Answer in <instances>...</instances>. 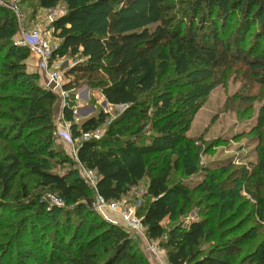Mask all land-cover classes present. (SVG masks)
<instances>
[{
  "label": "trees",
  "instance_id": "16d2710c",
  "mask_svg": "<svg viewBox=\"0 0 264 264\" xmlns=\"http://www.w3.org/2000/svg\"><path fill=\"white\" fill-rule=\"evenodd\" d=\"M9 1L0 0V54H4L0 69V120L8 118L11 123L0 124V140L16 143L17 152H10L0 162V198L12 201L24 198L13 204L8 201L11 205L3 210L10 211L11 218L17 219L16 225L12 224L16 244L28 248L16 252L10 248L3 263L12 264V257L17 255V264L23 261L25 264H151L124 226L105 219L93 209L92 190L77 168L61 174L50 171L46 161L40 159L43 154L76 167L75 161L71 162L63 151L52 149L57 140L54 107L58 96L36 82L37 73L28 71L30 49L12 42L15 21L3 5ZM37 1L45 9L55 8L61 1L67 6L51 28L61 39L55 56L79 58V63L67 71L74 80L66 87L74 92L63 109L74 138L96 131L108 117V113L102 112L80 125L75 123L70 101L74 102L79 86L85 84L99 90L109 104L125 106L101 139L79 142L80 162L100 176L99 193L108 200H120L149 177L146 197L152 200L138 212L143 215V225L151 239L166 236L164 244L170 264H235L244 246L253 240L249 231L219 241L217 217L192 221L186 228L167 229L164 223L178 202L189 197L185 184L169 185L173 168L182 167L191 176L196 174L198 166L187 159L181 162L176 159L173 164L169 159L150 168L148 161L165 153L184 157L191 149L186 133L200 105L181 101L170 91H159V86L173 82L170 73L183 79L192 72L211 71L226 80L227 73L241 60L244 73L249 72L264 83V0ZM255 25L260 26L256 34L258 41L251 46L248 39ZM228 27L230 30L225 32ZM10 89L16 94H8ZM149 96L151 100L142 99ZM5 101L12 103L7 111L2 110ZM262 149L258 164L243 171L239 190L232 186L233 182L239 183L237 179L221 181L214 205L224 204L233 210L244 189L250 196L244 200L252 201V207L245 203L234 213L237 212L238 218L247 213L246 220L250 221L253 212L264 226ZM230 169L224 167L221 174H229ZM26 173L53 189L66 206L52 205L49 198L40 194L30 195L26 183L22 185L24 193L15 194L16 182ZM228 216L220 223L221 227L235 225L233 213ZM213 237L218 239L217 243L207 253H196L195 248L203 239ZM262 245L260 264H264V242ZM45 246L48 252L44 251Z\"/></svg>",
  "mask_w": 264,
  "mask_h": 264
},
{
  "label": "rangeland",
  "instance_id": "374dc122",
  "mask_svg": "<svg viewBox=\"0 0 264 264\" xmlns=\"http://www.w3.org/2000/svg\"><path fill=\"white\" fill-rule=\"evenodd\" d=\"M3 5H5L14 17L16 32L12 38L13 43L16 44L20 41L22 32L41 31L45 37L50 39L53 46L59 45L60 47L61 39L55 35L51 27L54 22L53 19L66 11L67 6L64 2L61 1L57 7L51 11L41 7L37 0H11L7 3H3ZM229 30L230 28L228 27L225 32ZM259 30L260 26L255 25L250 33L248 43L251 44V46L257 40L256 34ZM18 45L22 46V44ZM251 49H253V47ZM2 56H4V54H0V69ZM29 58L34 62L32 55H30ZM68 59L74 61L75 64L79 63V58L70 57ZM156 61L159 62V59L156 58ZM243 63V61L237 60L233 69L227 73L228 77H226V80L225 78L221 79L219 75H215V73L211 71L204 72L200 70L192 72L190 76L183 79H178L170 73V79L173 82H169L167 85H162L161 87L159 86V91H166L167 93L172 92L170 94H173L181 101L187 100V103L189 101L194 103L197 102L200 105L191 123L190 130L186 133L187 139L190 141L191 149L187 151L184 157H179L176 153H165L161 156L156 155L151 157L148 163L149 167L153 168V166L162 165L169 159L172 164L176 159H178L179 162L183 159H187L189 162L198 166L196 174L191 176L186 175L184 169L179 166H176L172 170L169 185L172 186L177 183L185 184L189 190V197L187 200H180L172 215L164 222L167 229L177 226L186 228L192 221L201 219L213 220L214 217H217L219 218V226L218 228L217 225L215 227L218 229L219 241H228L245 231H249L253 236V240L244 246L242 254L237 257L235 264H260L259 257L262 252V242H264V226L258 223L256 214L253 212H251L250 221L246 220L247 213H243L239 218L237 212L234 213L236 209H239L240 206L245 203L247 206L249 205L252 207V201L249 200V202H246V200H244L250 197L247 192L242 189L241 195L239 194L240 198L233 210H228V206L224 204L220 205L217 203L219 207L214 205L219 195V184L221 181L228 178L232 182L237 179L239 183L234 184L233 182L232 186L239 190L241 185L240 182L243 179V171H249L258 164L259 156L264 147V83L256 80L249 72L244 73L245 67ZM67 65L69 64H66L65 61L63 65L61 63L57 67L60 72L64 74L65 87L74 80L73 77L69 76L67 73L68 69L71 67ZM35 73L38 75L35 80L40 85L46 86L47 83H51V78L43 72L42 74L37 67ZM1 79L0 77V81ZM177 86L182 87L177 88ZM59 91L60 90L55 92L57 96ZM77 92L79 97H74L73 103L70 101V106L74 108L75 123L77 125H80L84 120L92 116H98L102 112L108 113L107 121L100 125L98 130L93 133L94 135H100L98 138L94 136V139H101L105 135L111 121L123 113L125 106L109 104L99 90L90 89L85 84L79 86ZM155 93H157V91ZM8 94H16V91L10 89ZM142 99L151 100L152 96ZM10 106H12V103L5 101L2 110L7 111ZM63 107L64 104L62 105L61 99L58 97L54 107L56 131L58 129L68 128L73 134L74 131L71 127V123L69 124V122L65 120ZM9 123H11V120L8 118L0 120V124ZM152 132L153 131H149L148 134H152ZM56 137L57 140L55 145L52 146V149L59 153L63 151L71 162H74V159L70 155L72 150L71 145L61 140L58 136ZM81 140L82 137L77 138L78 142ZM16 148V143L0 140V162L4 161L10 152H17ZM40 159H44L46 164H48V169L53 172L64 174L70 168H76L74 164H62L59 159L51 158L47 155H40ZM224 167L231 168L229 174H221ZM24 183L27 184L30 195L40 194L49 199L58 197L56 192L44 186V184L39 181L38 177L27 173L21 181L18 180V182H16L14 188L15 194L22 195L24 193L25 189H22ZM148 183L149 177H145L137 186L132 187L127 195L122 197L120 204L124 203L129 206L132 204L134 205L137 198L141 197L143 192H147ZM142 199V204L137 210V216L139 218L143 215L138 211L141 207L145 206L147 208L152 200L151 197H146V193L143 195ZM23 200L24 198L21 197L15 201H12L10 198H0V264H4L3 262L6 261V254L10 248H13L14 252L18 249L24 251L28 248L26 245L18 246L16 244V240L13 236L15 229L12 224H15L17 219L11 218L10 211L3 210L7 207L6 205H11L8 204V201H11L13 204L14 202L17 203ZM60 203L61 204L57 206H66L64 201L61 200ZM4 212L5 214L3 217L2 214ZM232 213L235 218V225L231 227H221L220 223L225 222L227 217H229L228 215ZM114 215L118 216L116 214ZM242 222L245 224H241ZM214 223H216V221H214ZM9 224L11 225L8 226ZM236 227L237 229L239 228V230H234ZM232 230L233 233L229 234L228 231ZM143 231L147 234L145 226H143ZM132 239L151 264H170L167 253L168 249L164 244L166 236L164 239H159L157 241L159 248L164 251L160 257L152 255L142 242L134 238ZM217 240L218 239L214 237L203 239L200 242V246L195 248L196 253L201 255L207 253L209 249L217 243ZM44 251L48 252L46 246ZM36 255H39V253L37 252ZM19 260L22 261L25 260V258H19ZM12 262V264H17V255L12 257ZM21 263L25 264L24 261ZM30 264L41 263L31 262Z\"/></svg>",
  "mask_w": 264,
  "mask_h": 264
},
{
  "label": "built area",
  "instance_id": "2783aa9c",
  "mask_svg": "<svg viewBox=\"0 0 264 264\" xmlns=\"http://www.w3.org/2000/svg\"><path fill=\"white\" fill-rule=\"evenodd\" d=\"M52 9L47 10L51 11ZM64 13L55 17L53 21L62 16ZM18 44L27 46L30 49L31 55L36 59V67L38 68V70L41 71V73L43 72L52 80L51 83H47L46 87L54 92H58V90H60L58 97H60L62 105L64 104V107L67 106L69 104L68 101L71 98L72 93L74 92V89L65 87L66 83L64 81V74L61 73L57 67L61 63L63 65L65 61L66 64H69L67 65L68 67H73L75 65V62L64 56H55L59 45L53 46L50 39L45 37L43 35V32L41 31L22 32L21 39L20 41H18ZM75 97H79L77 91ZM94 132L84 133L82 135V139L88 140L90 138H93L94 136L96 138L100 137V135L98 134L94 135ZM56 135L60 138H63L68 144L71 145L72 150L70 152V155L76 163V168L92 190L94 198L92 206L93 209L99 215L111 222L117 224L122 223L121 225L129 231L132 238L138 240L139 242H142V244H144L146 249L152 255L160 257L164 251L159 248V245L157 243L158 239H151L148 234L143 231V216L140 218L137 216V210L141 206L143 200L142 197L146 192H143L141 197L137 198L136 203L130 206L125 205L124 203L120 204V201L122 199L108 200L104 198L98 191V181L100 176L96 170L90 169L80 162L77 154L79 142L76 138H74L71 131L68 128L58 129L56 131ZM58 197L49 199L52 205L57 206L61 204L60 201L62 199ZM114 214L118 215L119 217L115 216Z\"/></svg>",
  "mask_w": 264,
  "mask_h": 264
},
{
  "label": "crops",
  "instance_id": "0c3cea01",
  "mask_svg": "<svg viewBox=\"0 0 264 264\" xmlns=\"http://www.w3.org/2000/svg\"><path fill=\"white\" fill-rule=\"evenodd\" d=\"M32 58H34L32 56ZM33 61L30 60V58L27 60V68H28V71L31 72V73H35L36 72V59L34 58V62L32 63ZM66 85V84H65ZM70 89V88H69ZM60 138V137H59ZM61 140H63L65 142V140L63 138H60Z\"/></svg>",
  "mask_w": 264,
  "mask_h": 264
},
{
  "label": "water",
  "instance_id": "95a60500",
  "mask_svg": "<svg viewBox=\"0 0 264 264\" xmlns=\"http://www.w3.org/2000/svg\"><path fill=\"white\" fill-rule=\"evenodd\" d=\"M107 102V101H106Z\"/></svg>",
  "mask_w": 264,
  "mask_h": 264
}]
</instances>
